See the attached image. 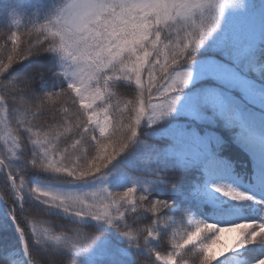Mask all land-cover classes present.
Instances as JSON below:
<instances>
[{
    "label": "snow or ice",
    "instance_id": "1",
    "mask_svg": "<svg viewBox=\"0 0 264 264\" xmlns=\"http://www.w3.org/2000/svg\"><path fill=\"white\" fill-rule=\"evenodd\" d=\"M256 11L0 0V264H264Z\"/></svg>",
    "mask_w": 264,
    "mask_h": 264
},
{
    "label": "trees",
    "instance_id": "2",
    "mask_svg": "<svg viewBox=\"0 0 264 264\" xmlns=\"http://www.w3.org/2000/svg\"><path fill=\"white\" fill-rule=\"evenodd\" d=\"M4 2H8V0H4ZM246 2H255L256 3L257 11H256L255 15H256V18L258 20L259 15H260L259 6L261 3H264V0H246ZM3 31H6V26L0 25V32H3ZM236 158L241 161V167H239L237 169V171H238V173H240L239 182H240L241 186H243L247 181V176L245 175V173L248 171L247 158L242 156V155H238ZM0 213H2L1 209H0ZM46 219L51 223H63V221H58L56 218H53V217H48ZM0 239H2V238H0ZM184 264H194V257L186 256L185 260H184Z\"/></svg>",
    "mask_w": 264,
    "mask_h": 264
},
{
    "label": "rangeland",
    "instance_id": "3",
    "mask_svg": "<svg viewBox=\"0 0 264 264\" xmlns=\"http://www.w3.org/2000/svg\"><path fill=\"white\" fill-rule=\"evenodd\" d=\"M246 183H247V181H246ZM246 183H245V184H246ZM245 184H244V185H245ZM1 210H2V209H1ZM2 211H3V210H2ZM231 235H234V234H225V238L228 239V240H230V239H231Z\"/></svg>",
    "mask_w": 264,
    "mask_h": 264
}]
</instances>
